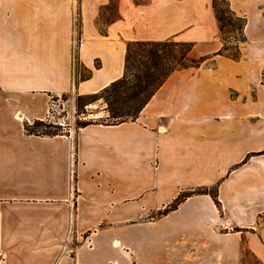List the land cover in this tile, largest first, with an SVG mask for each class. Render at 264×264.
<instances>
[{
	"label": "crops",
	"instance_id": "crops-1",
	"mask_svg": "<svg viewBox=\"0 0 264 264\" xmlns=\"http://www.w3.org/2000/svg\"><path fill=\"white\" fill-rule=\"evenodd\" d=\"M228 2L237 60L214 54L212 0H0V264H242L245 248L264 264V0ZM165 40L212 56L134 120L24 129L121 77L128 43ZM202 187L219 205L158 214Z\"/></svg>",
	"mask_w": 264,
	"mask_h": 264
},
{
	"label": "trees",
	"instance_id": "trees-1",
	"mask_svg": "<svg viewBox=\"0 0 264 264\" xmlns=\"http://www.w3.org/2000/svg\"><path fill=\"white\" fill-rule=\"evenodd\" d=\"M212 0V7L215 11L219 26L221 48L214 54L225 55L233 60L240 57L238 43L244 39L243 28L245 18L236 15L230 8L228 0ZM223 6V7H222ZM226 32L236 34L232 45L224 37ZM138 46L141 51L130 63V50L133 46ZM178 48L177 50L172 49ZM192 45L187 42H176L171 40L132 42L128 43L124 72L121 77L110 82L96 93L77 95L76 107L78 113L87 115L85 105L101 100V105L105 112L104 118L76 122L75 127H82L92 123L117 124L124 121L134 120L142 107L146 104L154 92L161 86L166 77L178 69L196 68L206 63L212 55L193 57ZM95 111L94 113H96ZM48 119L34 120L32 123H24V129L30 134L55 135L62 134L56 131L60 125L48 122ZM41 126L44 130H39ZM51 128H54L51 130ZM194 193H208L214 202L219 205L215 187H202L191 191H182L169 204L161 209L158 214H165L173 210L177 205ZM244 254H250L245 248ZM243 254V255H244ZM253 256L252 254H250ZM254 257V256H253ZM255 258V257H254ZM258 261V260H257ZM261 264L260 262H258Z\"/></svg>",
	"mask_w": 264,
	"mask_h": 264
},
{
	"label": "rangeland",
	"instance_id": "rangeland-1",
	"mask_svg": "<svg viewBox=\"0 0 264 264\" xmlns=\"http://www.w3.org/2000/svg\"><path fill=\"white\" fill-rule=\"evenodd\" d=\"M219 3L221 4V1L219 0ZM223 7V6H222ZM233 36L236 37V34L226 32L224 34V37H226L229 40V44L232 45L235 39ZM177 50L178 48H173ZM141 49L138 46H133L130 50V63H134V59L136 58L137 54H139ZM85 74V73H84ZM68 94L61 96L59 100H55L51 102V107L49 111V121L50 123H54L57 125H60L58 129H56L57 132L63 133L65 132L68 127H70V124L73 125L74 127L76 126V122L80 121H87V120H96L99 118H104L105 112L102 110H99V106L101 105V100H97L91 104L85 105L84 109L85 111L88 112L87 115H83L82 113H78L77 107H76V102H77V96L73 97V102H74V108H71V100L68 102H65L67 99ZM67 110V111H66ZM69 111V113H68ZM97 111L96 113H94ZM58 120H60L63 124H59ZM69 123V124H68ZM39 130H44L43 127L39 126ZM54 128H51L53 130ZM242 251V264H259L258 261L251 256L250 254H244Z\"/></svg>",
	"mask_w": 264,
	"mask_h": 264
},
{
	"label": "built area",
	"instance_id": "built-area-1",
	"mask_svg": "<svg viewBox=\"0 0 264 264\" xmlns=\"http://www.w3.org/2000/svg\"><path fill=\"white\" fill-rule=\"evenodd\" d=\"M2 261V257H1V255H0V262Z\"/></svg>",
	"mask_w": 264,
	"mask_h": 264
}]
</instances>
